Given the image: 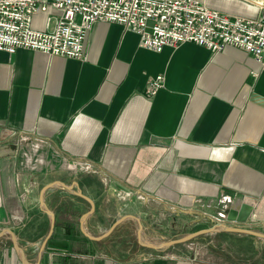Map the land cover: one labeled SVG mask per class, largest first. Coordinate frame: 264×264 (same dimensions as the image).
Wrapping results in <instances>:
<instances>
[{
    "label": "crops",
    "instance_id": "obj_1",
    "mask_svg": "<svg viewBox=\"0 0 264 264\" xmlns=\"http://www.w3.org/2000/svg\"><path fill=\"white\" fill-rule=\"evenodd\" d=\"M203 1L264 22V2ZM56 14L37 12L31 27L45 29L48 17L52 27ZM138 38L97 21L81 59L0 50V229L13 231L29 263L49 227L37 194L53 180L76 181L93 200L83 223L92 236L129 213L144 240L158 244L217 225L233 200L254 207L241 226L264 231V70L231 44L151 51ZM158 74L162 86L150 95ZM44 200L55 222L39 264H264V238L236 232L192 238L194 261L184 244L140 246L130 218L90 240L79 224L85 200L62 187ZM0 264H22L8 233Z\"/></svg>",
    "mask_w": 264,
    "mask_h": 264
},
{
    "label": "built area",
    "instance_id": "obj_2",
    "mask_svg": "<svg viewBox=\"0 0 264 264\" xmlns=\"http://www.w3.org/2000/svg\"><path fill=\"white\" fill-rule=\"evenodd\" d=\"M51 8L52 27H31V18ZM115 22L136 32L141 47L160 51L184 41L219 51L228 44L243 48L264 70V22L230 15L203 0H0V50L18 48L81 59L86 32L93 22ZM257 74V73H255ZM158 74L147 82L153 95L162 85Z\"/></svg>",
    "mask_w": 264,
    "mask_h": 264
},
{
    "label": "water",
    "instance_id": "obj_3",
    "mask_svg": "<svg viewBox=\"0 0 264 264\" xmlns=\"http://www.w3.org/2000/svg\"><path fill=\"white\" fill-rule=\"evenodd\" d=\"M257 3H259V2H257ZM12 146L13 145H11V148H12ZM51 187H62L63 189H66V190L70 191L71 193H73L74 195L82 198L83 200H85L89 204V209L81 214L80 219H79V224H80V230H81L82 234L90 240H98L99 241L100 239H103V238L109 236V234L113 231V228L115 226H117L119 223H121L122 221H124L128 218L133 219L136 222L137 227H136V233L135 234L137 236V243L142 247L145 246V247L156 249V250H158L162 247H165V246H172L173 244L188 243L195 236L200 235L202 233H208V232L209 233H217V231H224V232H231V233L236 232V233H242V234H250V235H253V236L261 238V239L264 238V231H261V232L253 231L251 229L244 228L241 226L244 223H246V221L249 218H251L254 207L252 204H250L248 202L236 201V200H233L231 202V204L224 210L223 216L219 217L221 221L218 222L217 225L207 227V228H202L199 230H195V231L189 232L187 235H185L183 237L175 238V239L169 240V241H162V242H159L158 244L150 243V242H147L146 240H144V238L142 237V234H141L142 224H141L140 219H138L137 216H135L133 214H129V213L115 219V221H113V223L109 226V228L106 231H104L103 233L99 234V236H92V235H89L84 230L83 223H84V220L88 216H90L91 213L94 211L95 205H94L93 200L88 195H86L85 193L82 192L81 188L79 187V185L76 181H72L71 183L66 184L60 180H53V181H50V182L42 185L38 191V194H37L38 206H39L40 210L48 216L49 227H48L46 235L44 236V238L42 239V241L38 247L37 260L33 264H39L41 257H42V254H43V251H44V248L47 244V241L53 232L55 215H54L53 211L48 208V206L44 200L45 192L48 189H50ZM5 233H8L10 235V239H11L13 248L18 252L21 263L22 264H32V263H29V261L27 260L25 253H24L22 247L18 244L16 236L13 233V231L8 227H2L0 229V237ZM189 247L193 248V244L190 243ZM192 257H193V254L190 253L188 255V258H192Z\"/></svg>",
    "mask_w": 264,
    "mask_h": 264
},
{
    "label": "rangeland",
    "instance_id": "obj_4",
    "mask_svg": "<svg viewBox=\"0 0 264 264\" xmlns=\"http://www.w3.org/2000/svg\"><path fill=\"white\" fill-rule=\"evenodd\" d=\"M190 243L193 244V248L189 247V244ZM184 245L186 246V251L184 253L185 259H187V260L189 259L191 261H194L195 260V250H196L195 242L190 240L188 243H185ZM190 253L193 254V257L192 258H188V255Z\"/></svg>",
    "mask_w": 264,
    "mask_h": 264
},
{
    "label": "bare ground",
    "instance_id": "obj_5",
    "mask_svg": "<svg viewBox=\"0 0 264 264\" xmlns=\"http://www.w3.org/2000/svg\"><path fill=\"white\" fill-rule=\"evenodd\" d=\"M258 2H260V3H263L264 2V0H257Z\"/></svg>",
    "mask_w": 264,
    "mask_h": 264
}]
</instances>
